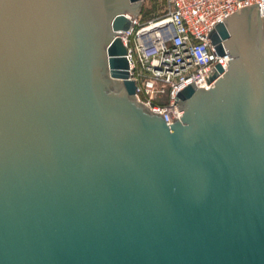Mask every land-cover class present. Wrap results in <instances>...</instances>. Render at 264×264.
I'll return each mask as SVG.
<instances>
[{
  "label": "water",
  "instance_id": "water-1",
  "mask_svg": "<svg viewBox=\"0 0 264 264\" xmlns=\"http://www.w3.org/2000/svg\"><path fill=\"white\" fill-rule=\"evenodd\" d=\"M139 1L0 0V264H264V14L167 125L115 35Z\"/></svg>",
  "mask_w": 264,
  "mask_h": 264
},
{
  "label": "built area",
  "instance_id": "built-area-1",
  "mask_svg": "<svg viewBox=\"0 0 264 264\" xmlns=\"http://www.w3.org/2000/svg\"><path fill=\"white\" fill-rule=\"evenodd\" d=\"M260 8L264 0H166L162 13L141 20L128 15V26L117 29L125 48L127 79L134 82V98L168 125L182 114L176 94L184 86L209 87L227 68L230 56L223 40L213 41L217 23L245 8ZM219 43L222 53L215 49ZM219 65L217 76L207 75Z\"/></svg>",
  "mask_w": 264,
  "mask_h": 264
},
{
  "label": "rangeland",
  "instance_id": "rangeland-1",
  "mask_svg": "<svg viewBox=\"0 0 264 264\" xmlns=\"http://www.w3.org/2000/svg\"><path fill=\"white\" fill-rule=\"evenodd\" d=\"M139 15L141 20L147 17L155 16L164 11L166 0H140Z\"/></svg>",
  "mask_w": 264,
  "mask_h": 264
}]
</instances>
